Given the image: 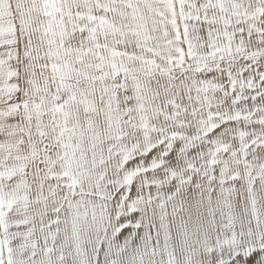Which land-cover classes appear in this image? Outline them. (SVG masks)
Returning <instances> with one entry per match:
<instances>
[{
    "label": "snow or ice",
    "instance_id": "obj_1",
    "mask_svg": "<svg viewBox=\"0 0 264 264\" xmlns=\"http://www.w3.org/2000/svg\"><path fill=\"white\" fill-rule=\"evenodd\" d=\"M0 264H264V0H0Z\"/></svg>",
    "mask_w": 264,
    "mask_h": 264
}]
</instances>
